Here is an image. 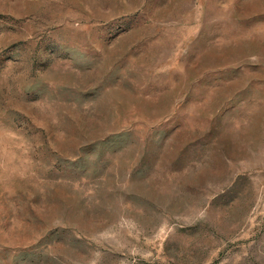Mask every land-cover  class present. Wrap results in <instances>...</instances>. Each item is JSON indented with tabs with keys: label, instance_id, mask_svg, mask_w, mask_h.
Instances as JSON below:
<instances>
[{
	"label": "rangeland",
	"instance_id": "374dc122",
	"mask_svg": "<svg viewBox=\"0 0 264 264\" xmlns=\"http://www.w3.org/2000/svg\"><path fill=\"white\" fill-rule=\"evenodd\" d=\"M0 264H264V0H0Z\"/></svg>",
	"mask_w": 264,
	"mask_h": 264
}]
</instances>
